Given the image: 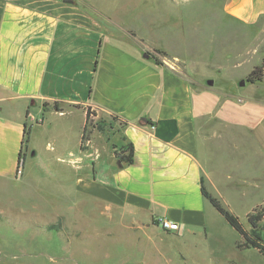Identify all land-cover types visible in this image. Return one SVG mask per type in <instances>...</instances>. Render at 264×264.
I'll use <instances>...</instances> for the list:
<instances>
[{
	"label": "crops",
	"instance_id": "obj_1",
	"mask_svg": "<svg viewBox=\"0 0 264 264\" xmlns=\"http://www.w3.org/2000/svg\"><path fill=\"white\" fill-rule=\"evenodd\" d=\"M135 1L155 4L141 10L137 5L139 15L163 11L159 0ZM84 3L98 18L63 0H0V177H14L20 150L22 157L28 152L24 122L31 133L36 125L54 128L77 120L73 128L76 151L69 150L70 156L87 152L96 134L92 172L77 179L78 191L119 210L141 231L156 228L168 238L175 237L177 244L191 239L207 244L213 237L207 217L213 206L201 193V180L209 194L232 213V202L222 186L242 190V197L251 196L259 180L252 181L243 165L254 158V146L238 143L235 131H227L228 115L207 112L208 107L205 113L196 112L188 79L178 69L146 56L147 46L136 45L137 35L129 34L113 12L96 0ZM224 13L232 25L252 28L264 38V0H225ZM117 29L123 34L118 35ZM118 40L136 49L120 47ZM235 96L223 93L214 98L215 107L232 100L264 109V96L245 92ZM54 101L59 109L53 107ZM85 105L95 110L96 119L108 120L114 113L126 123L112 120L102 131L94 128L87 148L81 150ZM171 121L176 133L165 141L157 134H164ZM210 121L219 126L205 129ZM215 137L221 139L222 150L231 139L230 145L242 150L246 159L235 164L230 174L222 173L223 165L216 173L210 168L209 145ZM125 142L133 144L132 164H120L113 153L114 145ZM30 154L37 156L34 145ZM224 175L234 178L233 182L223 184ZM162 217L177 222L179 228H161L157 222ZM120 250L96 254L93 264H136L132 254L117 257Z\"/></svg>",
	"mask_w": 264,
	"mask_h": 264
},
{
	"label": "rangeland",
	"instance_id": "obj_2",
	"mask_svg": "<svg viewBox=\"0 0 264 264\" xmlns=\"http://www.w3.org/2000/svg\"><path fill=\"white\" fill-rule=\"evenodd\" d=\"M96 1L113 12L129 34L137 35L133 41L147 46L145 54L181 71L189 81L196 112L203 113L208 107L207 112L217 110L219 116L228 115L227 131H235L238 143L254 146V158L246 162L242 150L230 145L231 139L228 143L226 140L225 150L218 137L212 138L209 145L213 172L223 165L222 173L230 174L235 164L246 162L244 171L251 172L252 181L259 180L249 197H242V190L222 186L232 202V213L249 230L247 214L264 204V109L238 105L232 100L218 108L214 98L223 97V93L237 96L243 92L264 96V79L246 81L248 73L264 56V38L252 28L232 25L224 13L225 0H159L163 11L153 16L137 14L135 8L140 3L135 0ZM65 3L96 16L84 0ZM140 5V10L155 6L148 1ZM117 34L123 33L117 29ZM117 43L136 49L123 40ZM209 79L212 84L207 83ZM240 80L245 81L243 85ZM76 121L54 128L34 126L24 140L28 152L24 151L19 164L22 170L18 168L12 178L0 177V264H93L98 258L96 254L114 248L121 249L116 251L117 257L132 254L136 264H264V255L257 249L237 247L241 235L214 207L207 214L213 233L209 242L191 239L177 244L175 237L168 238L156 228L141 231L119 210L109 209L95 197L78 191L77 179L92 172L96 134L87 152L70 156L69 150L76 151ZM107 121L112 119L93 116L89 127H105ZM218 126L210 121L205 129ZM31 145L37 150L35 157L30 154ZM229 178L224 175L223 184L233 182L234 178ZM258 226H264V219Z\"/></svg>",
	"mask_w": 264,
	"mask_h": 264
},
{
	"label": "trees",
	"instance_id": "obj_3",
	"mask_svg": "<svg viewBox=\"0 0 264 264\" xmlns=\"http://www.w3.org/2000/svg\"><path fill=\"white\" fill-rule=\"evenodd\" d=\"M162 53V51H161ZM150 55V53L148 52ZM157 64H161V61L156 57L152 56ZM264 76V56L261 59V62L258 65H255L251 71L246 76V81L248 82H256L262 81ZM46 103H44V106ZM53 107L55 109H59L57 106V102L54 101ZM85 114H86V122L82 129L81 139H80V149L84 150L87 148V143L89 142L92 134V130L96 128L97 130H103L101 126H95L94 124L89 127V121L91 117L96 115L95 110L91 108V105H85ZM112 120L119 121L120 123H126V120L120 118V116L111 113L110 114ZM147 123L153 124L150 120H147ZM176 133V125L174 121H171L170 126H168L167 131L164 134H157L161 139L168 141L171 137ZM28 135V130L26 128V123L24 122L23 126V139ZM113 153L115 157L118 159L120 164H132L134 161V148L131 142H125L119 147L113 146ZM22 155L21 150L18 156V166L21 163ZM201 193L202 195L209 200L212 206L224 217V219L241 235V240L237 242L238 248L244 247H252L257 249L260 253L264 255V226L259 227L258 222L264 219V204L256 206L252 212L247 214V220L250 224V229H245L238 218L231 213L229 210L224 208L220 201L209 194V192L205 189L203 182L201 180Z\"/></svg>",
	"mask_w": 264,
	"mask_h": 264
},
{
	"label": "built area",
	"instance_id": "obj_4",
	"mask_svg": "<svg viewBox=\"0 0 264 264\" xmlns=\"http://www.w3.org/2000/svg\"><path fill=\"white\" fill-rule=\"evenodd\" d=\"M157 224L166 230H177L179 228V224L169 218H158Z\"/></svg>",
	"mask_w": 264,
	"mask_h": 264
},
{
	"label": "water",
	"instance_id": "obj_5",
	"mask_svg": "<svg viewBox=\"0 0 264 264\" xmlns=\"http://www.w3.org/2000/svg\"><path fill=\"white\" fill-rule=\"evenodd\" d=\"M63 1H64V2H71V0H63ZM145 55L147 56V54H145ZM244 82H245L244 80H240V82H239V83H240L241 85H243V84H244ZM207 83H208V84H212V83H213V81H212L211 79H209V80H207ZM142 119H143V120H146V118H145V117H143Z\"/></svg>",
	"mask_w": 264,
	"mask_h": 264
}]
</instances>
